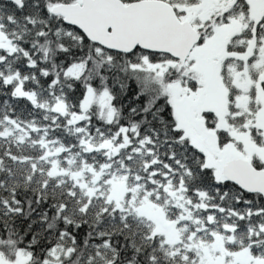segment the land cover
<instances>
[{
    "label": "snow or ice",
    "instance_id": "1",
    "mask_svg": "<svg viewBox=\"0 0 264 264\" xmlns=\"http://www.w3.org/2000/svg\"><path fill=\"white\" fill-rule=\"evenodd\" d=\"M0 264H264V0H0Z\"/></svg>",
    "mask_w": 264,
    "mask_h": 264
}]
</instances>
